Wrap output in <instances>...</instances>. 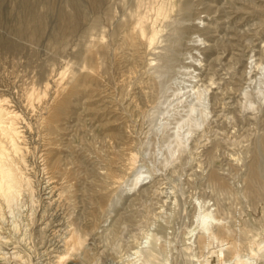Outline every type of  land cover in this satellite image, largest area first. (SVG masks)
Listing matches in <instances>:
<instances>
[{"label": "rangeland", "instance_id": "1", "mask_svg": "<svg viewBox=\"0 0 264 264\" xmlns=\"http://www.w3.org/2000/svg\"><path fill=\"white\" fill-rule=\"evenodd\" d=\"M127 1H113V14L116 17H124L125 13L136 9L134 4ZM160 1L144 0L141 9L151 17ZM170 2L169 6L177 4V0ZM19 5V0H4L0 33L17 37L10 26L15 23V17L20 16ZM39 8L41 11L45 10L42 5ZM66 9L70 10L71 7L66 5ZM192 16V19L195 17L194 20L180 18L177 21L174 17L172 20H159L157 26L160 31L152 48L141 49V60L135 67L123 63L119 68L109 67L108 73L103 72L102 68L97 79L91 76L94 70H98L97 65L89 63L84 56H76L70 50L56 55L57 45L51 34L57 18L53 15L38 40L31 43L26 37L20 38L21 42L34 47L36 56L30 57L25 52L11 53L0 47V98L8 99L10 106L22 112L21 125L28 124L31 128L41 107L37 102L36 106L26 110L24 99L33 91H41L52 68L59 72L74 70L77 75L92 72L86 77V82L75 99L76 113L64 121L58 136L65 154L68 151L70 153V148L74 146L76 153L68 154H79L84 159L79 179L73 180L77 186L80 184L77 197L72 199V203L67 202L62 193L65 180L56 182L51 179L42 169L38 153L34 151L29 154L26 172L30 177V186L24 187L23 193L12 204L7 205L0 197L1 264H59L57 261L61 254L66 255V258L70 257L69 260L65 258L69 264H128L134 258L131 254L136 250H140L142 256L148 250L157 255V259L149 261V264H201L205 261L221 264L223 257L216 244L200 247L197 246V239L194 244L192 242L191 230L196 227L197 217L202 212L203 208L200 206L214 209L212 211L215 215L228 224L234 238L242 244V255L246 253V245L254 244L256 256H251V262L243 264H264V197L253 201L244 189L248 163L253 150L260 146V138L264 133L263 123L256 121L264 117V100L252 107L247 105L243 111H239V102H244L243 89L256 93L257 86L264 88L261 70L255 65L250 68L251 60L259 62L262 50L264 57V0H193ZM215 19L220 20L214 21ZM168 20H175L170 28L166 23ZM215 22L219 25H215ZM177 23H182L180 26L195 23L200 30H190L187 32L188 36L185 34L180 37L173 31L174 27H180ZM209 24L213 27L215 25L219 33L214 35L218 37L229 36L237 31L242 36L243 44L246 41L245 47H242L245 57L236 65L238 74L229 91H224L226 107L216 108L210 100L211 113L208 118L201 126L194 128L189 138L184 137L183 147H177L176 122L186 114V111H181L182 107L179 105L182 104H179L178 98L188 91L185 89L186 85L195 81L193 74L201 71L198 64L201 62V65L204 64L203 68H207L204 48L212 42L202 29ZM169 35L174 36V39ZM199 36L205 43L192 42L199 39ZM77 40V37H72L70 47L77 49ZM146 64L147 67L144 66ZM220 66H215L218 69L217 75H225L226 69ZM229 76L226 74L224 77L228 79ZM178 90L182 91L179 93ZM214 90L213 88L209 92ZM144 92L154 94L148 98L143 95ZM188 99L191 100L192 97L183 96L180 100L187 105ZM248 116L254 119L248 121ZM33 134L31 131L26 133L29 141L34 138ZM236 155L238 160H235ZM130 163L135 167L134 170L137 168V171L142 170L146 174L149 172L152 184L148 182L151 178H148L144 182L150 185L145 186L141 181V184L129 188L127 182L136 171L128 169L132 166ZM68 167L74 170L76 165L69 164ZM209 169L224 175L222 177L227 188L222 190L217 187L219 191L215 192L216 185L209 182L207 175L210 173ZM262 171L264 172V157ZM108 172L113 173V180L120 178L123 182L125 179L122 185L124 187L112 184V179H109L111 185H108V192L112 194L109 196L112 208L97 212L95 205L90 204L88 199L90 186L102 185L103 175ZM32 188L35 193L31 192ZM123 188V196L116 200L115 197H119ZM143 190L145 191L142 192ZM72 228L78 230L86 241L81 247H76L71 242ZM195 231L194 234L197 235L198 231ZM193 252L197 253L199 262L193 258ZM227 255V264H235L234 256ZM142 256L140 261L143 260ZM54 258L57 260L54 261Z\"/></svg>", "mask_w": 264, "mask_h": 264}, {"label": "bare ground", "instance_id": "2", "mask_svg": "<svg viewBox=\"0 0 264 264\" xmlns=\"http://www.w3.org/2000/svg\"><path fill=\"white\" fill-rule=\"evenodd\" d=\"M113 1L114 0H19L20 16L15 17V23L12 26H10V29L14 32V34L17 37L13 38L6 34L0 33V47L5 49L6 51L11 52V53L25 52L30 57L36 56L37 52L34 49V47L31 46V44L21 42L20 38L26 37L31 43L38 40L40 36L43 34V32L45 31V29L47 28L50 16L52 15L56 16L57 22L51 34L53 41L57 45L56 55L58 53H64L67 51L69 52L70 50L76 56H84L85 60H87L91 64H96L98 68V70L96 71L94 70V73L91 72L92 75L90 72L77 75V73L74 70L68 72L67 69H65L62 72H59L58 69L52 68L49 72L47 82L43 85V88L41 89V91L39 92L33 91L31 94H29L24 99L25 101L24 106L26 110H30V108L36 106L37 102H38V105H40L41 107L40 109L41 112L37 114L34 120L33 128H31L28 124L21 125L23 124L22 112L10 106L7 101L8 99L6 100L4 98H0V197L7 203V205L14 203L18 199L24 187L30 186V177L28 173L26 172V169L28 165V156L32 152L34 153V151L38 153V157L41 159L42 169L49 175L51 179L55 180L56 182H59V180L61 179L65 180L62 184V193H63V196H65L66 201L72 203L73 202L72 199L77 197L76 194L80 190L79 189L80 184L77 186V184L74 183L73 180L77 181L79 179V174L83 166L84 159H83V156L79 154H76V156L69 155L71 153L72 154L76 153L74 146L71 148L69 147L71 150L70 153L68 151L69 154L67 152H66L67 154H65L62 147L60 146L58 136L61 133V129L63 128L62 126L64 124V121L67 120V118H69L71 115H73V113L74 114L76 113L75 99L79 95L81 91V87L85 84L86 79H87L86 77L88 75H91L93 79H97L100 74V69L103 68V72L108 73L109 67L112 68L113 66V68H119L121 64L123 63H128L129 65L135 67L136 64L139 63V61L141 60V49L143 47L148 49L154 44L155 39L157 38L156 36L160 31L157 26L159 20L165 21L169 18L170 20H172L171 19L172 17H174V19L177 21H179L180 18L181 20H194L195 19V17L194 19H192L194 16V15L192 16L193 0H177L176 6L175 4L173 5L170 4L169 6V3H171L170 2L171 0H161L160 3H158V6H156L157 8L154 14L151 15V17L148 16L149 14L147 11L141 9L144 0H128L130 3H132L131 5L134 4L136 6V9L134 11L131 10L128 13H125L124 17H116L113 14V7H112ZM3 2L4 0H0V20H1V15H2ZM40 5L45 7L44 11L40 10L39 8ZM66 5H69L71 9L70 10L66 9ZM12 12L16 13V11H12ZM195 12H198V11H195ZM244 13L246 14V11ZM170 20L166 22L168 28H170V26L173 25L175 22V20L173 21H170ZM200 20L204 21L203 18H201ZM216 20L217 19H215L214 21ZM219 20L220 19H218L217 21ZM216 23L217 22H215L214 24L217 25L218 23L217 24ZM222 23L223 22H221V24ZM177 24L179 25V23ZM181 24L182 23H180V25ZM194 24L192 25L183 24L182 26L179 25L180 27L178 28L174 27L173 31L175 34L179 35L180 37H183V35L185 34L187 35V32H189L190 30H200L199 29L200 25L198 23L197 24L199 26L194 25ZM215 25L213 27L212 25L209 24V25H206L202 29V31H204V34L207 35V39L212 42L211 44H209L207 47L204 48V60L207 63V68L205 67L203 68L204 64L201 65V62L199 64L196 63L198 64L201 71L198 73L194 72L195 74H193L192 78L195 79V81L194 80L191 81L192 84L190 83L191 85L188 84V86L186 85L187 84L186 82L185 89H188V91L187 92L185 91L183 95L182 96L180 95L181 97L178 98L180 100L182 99L183 96L192 97L191 100L188 99L189 102L187 105L182 103L184 99L180 101L178 100L179 104L180 103L182 104V105H179L182 107L181 111H186V114L182 115L181 118L178 119L176 122L175 137L177 141V147H183L182 140L184 139V137L186 136L188 137L192 135V133L194 132V128L195 127L198 128L199 126H201L204 123V121L208 118L209 114L211 113L209 110L210 100L213 101V104L214 106H216V108L226 107L227 102L225 101L226 99L225 92L229 91L230 85L233 84L234 82L233 80L235 76L238 74L236 71V65L239 64L241 60H243L242 59L243 57H245L242 47L245 45L246 39L244 38L245 43L243 44V40L241 38L242 36L238 34L237 31H233L232 35H229V36L218 37L217 35H214V34H217L218 32L216 30ZM191 36H195V35H191ZM200 36L198 37L199 39H194L195 41H192V42H196V41L203 42V39ZM72 37L78 38L77 43H75L76 44L75 46L77 49L70 47L71 45L70 40ZM180 37L179 39H181ZM172 38L174 39V36L171 37V39ZM244 50H246V48ZM127 51H128V54H127ZM199 51L197 53H199ZM262 51L260 52V57L258 58L259 62H255V60L253 61L251 60L250 68H252L253 65H255L256 68H259L261 70V75L264 76V57H263ZM216 65H221L224 67V69H226L227 72L225 73V75L226 74L230 75L228 79L224 77L225 75H222V74L217 75L218 69L216 70V67H215ZM144 66L147 67V64ZM40 67H42V65ZM40 74L42 75L43 71H41ZM148 76L149 75H147V78ZM213 88L215 90L212 92H209ZM256 90H257L256 93H250L248 90L243 89L244 102H239V108H240V109L238 108L239 111H243L242 109L244 107H247V105L252 107L254 106L255 103H261L264 100V88L257 86ZM180 91L178 90L179 93ZM153 94L154 93L149 94V92H144L143 95L145 97L151 98ZM110 102L112 103V101ZM80 109L81 108H79V110ZM241 118H242V115H241ZM253 119L254 118L252 117H249V116L247 117L248 121H251ZM256 121L262 122L264 125V117ZM30 131L34 133L33 134L34 138L32 137L31 141L27 139L28 136L26 135V133H29ZM259 144L260 146L259 147L257 146L258 148L254 149L252 152V157L250 159L251 161L248 163L247 173L245 172L246 175L244 178L245 183H246V186L244 188L245 192L247 196L251 198L253 201H257L258 199L264 197V172L262 171V158L264 157V133L260 138ZM170 146H169V149H170ZM167 152H169V150ZM209 153L211 154V152ZM170 156H171V153H170ZM172 158H173V155H172ZM237 158L238 156L235 157V160H238ZM234 162H232L233 167H234ZM69 164H75L76 168H74V170L70 169L68 167ZM211 165L213 166L214 164H211ZM134 168L135 167H133L132 165L128 169L134 170ZM209 172H208L209 174H207L210 180L209 182H212L213 184L216 185V187L215 185H211L213 186V188L215 187L214 188L216 190L215 192H217L218 190L217 187L221 188L222 190L227 188V183L225 182V179L222 177L224 175L221 176L217 170L210 171L209 169ZM145 174L146 173L142 170H138V171L136 170L130 176L127 182L128 183L127 186H129V188L130 187L133 188L132 185H136L138 183L141 184V181H142V184L147 183V182H144L145 179L151 178L152 175L149 174V172H147L146 175ZM113 178H114L113 173L108 172L105 175H103V179H102L103 186L102 185L90 186V190H89L90 194H89L88 199L90 201V204L92 203L95 205L97 212L102 211L105 208H112V201L110 202V199H109V196L112 194H109L108 192V185L109 184L111 185V183H109L108 180L112 179V184L119 185V186H122L123 182H125L124 181L125 179L122 182L120 178H118L117 180L115 179L113 180ZM151 180L152 178L148 180V182H151ZM205 182H206V179H205ZM148 184L150 185V183ZM148 184H145V186ZM158 185L156 186L158 187ZM156 186H153V187H156ZM124 190L125 188H123L121 192L119 191L120 194H119V197H115L116 200L117 198L119 200L120 197L123 196L122 192ZM127 190L128 189H126V191ZM32 191L33 193H35L34 192L35 190H33V188L31 192ZM144 191L145 190H143L142 192ZM227 191L228 190H226V192ZM153 197L155 198V195ZM70 205H73V204H70ZM200 207L203 208L202 212L198 210L200 213L198 215L199 217L196 216L198 218L196 221V227H194V229L191 230V233H193L191 236V239H193L192 241L193 244L196 239L198 243L197 246H200V247H209L210 245L216 244L219 247L220 253L223 257V261L221 260L222 261L221 264H227L229 262V259L226 257L228 256L227 254H231L232 256H234L235 260L233 261H235V264H243L244 262L249 263V261L251 260V256L256 254L255 247L253 246L254 244L250 243L246 245L247 246L245 248L246 253L242 255L241 254L242 244L239 240L234 238L235 236L233 232L231 231L230 227L228 226V224L223 222L222 218H218L215 215V213L213 212L214 209H212L213 210L212 211L210 208H205V206H200ZM131 216L132 215H130V217ZM195 230L198 231L197 235L194 234ZM71 233H72L71 234L72 241L71 240L70 241L74 244V246L81 247L85 241L83 235H81L76 229H73ZM67 234L65 236H67ZM229 238H231L232 240H229ZM5 239L6 238H4V240ZM65 241H66V238H65ZM15 251H19V250H15ZM148 251L145 256L144 255L142 256L141 251L136 250L135 252L131 254L134 256V258H132L128 264H149V261L153 259H157V255L154 252H152V250H150L149 252ZM61 255L59 256V259L57 262H59V264H69L68 262L66 263V261L69 260L70 257L66 258L67 257L66 255H62V256ZM3 256H5V254H3ZM141 256L143 257L142 261H140ZM192 256L193 258L197 259L198 262L200 261L199 258H197L196 252H193ZM65 258L67 260H65ZM55 260L57 259L54 258V261ZM201 264H210V263L208 261H205V262H202Z\"/></svg>", "mask_w": 264, "mask_h": 264}]
</instances>
